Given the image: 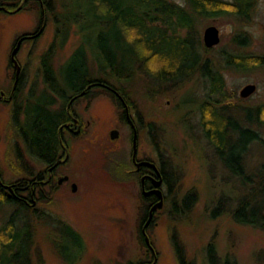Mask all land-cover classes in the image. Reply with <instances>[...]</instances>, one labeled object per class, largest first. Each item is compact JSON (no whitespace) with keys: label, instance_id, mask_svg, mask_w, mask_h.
<instances>
[{"label":"rangeland","instance_id":"374dc122","mask_svg":"<svg viewBox=\"0 0 264 264\" xmlns=\"http://www.w3.org/2000/svg\"><path fill=\"white\" fill-rule=\"evenodd\" d=\"M15 1L0 0V3ZM170 1L186 4L185 0ZM7 9L13 12L0 11V93L9 94L17 85L10 54L18 37L28 35L16 53L21 76L19 87L26 96L31 89L45 88L40 60L53 42L55 26L52 16L48 15L41 34L35 35L40 15L34 3L28 2L21 10ZM209 25L219 29L220 41L204 51L203 32ZM195 29L203 57L210 58L224 77L227 102L247 108L264 102V66L248 70L224 69L223 57L226 54L264 55V0H256L247 20L229 13L199 17ZM241 34L246 37L247 45L234 40ZM79 43L80 35L73 33L64 47L56 50L53 58L56 69L69 59ZM93 59L88 74L103 76L102 70L97 68L101 62L95 56ZM150 81L140 76L123 81L120 86L128 92L129 115L139 131L138 157L169 166L166 168L169 184L162 189L165 200L162 207L153 212L150 226L145 228V237L157 253L153 263L179 264L175 243L182 248L189 264L212 262L207 255L210 247H213L214 264H224L226 260L236 264H264V230L239 224L231 218L230 212L241 187L239 179L226 171L218 160L202 133L197 106L191 102V99L205 97L207 81L198 73L181 84L168 83V88L164 84L152 87ZM246 84H254L256 88L250 96L242 97L240 91ZM73 109L86 125L79 135L65 134L70 146L66 171L77 181V190L72 191L70 186H60L52 192L45 190L47 197L36 207L69 224L82 237L83 247L76 257V250L68 252L74 259L73 263H68L61 257L59 244L55 246L51 240L54 232L49 224L36 222L34 248L39 249L42 264H127L152 260L139 234L146 204L137 181L125 175L129 169L131 144L129 127L122 120L123 109L101 88L80 99ZM12 110L13 103L0 100V171L8 182L30 177L24 170L19 171L16 155L24 160L29 172L36 174L45 167L29 154L16 132ZM256 128L264 139V125ZM112 129L119 130L115 139L110 137ZM114 157L120 159L125 168L121 178L113 176L116 173L108 166V160ZM263 160V147L256 143L251 145L245 159L248 173ZM190 190L196 195L194 203L184 210L181 202ZM221 197L224 202L219 203ZM218 203L220 206L216 209ZM12 211L11 206L1 207L0 223ZM31 257L30 264H39L35 252Z\"/></svg>","mask_w":264,"mask_h":264},{"label":"trees","instance_id":"16d2710c","mask_svg":"<svg viewBox=\"0 0 264 264\" xmlns=\"http://www.w3.org/2000/svg\"><path fill=\"white\" fill-rule=\"evenodd\" d=\"M185 1V5L170 0H16L12 4L0 3V7L15 10L26 8L28 2L34 3L40 15L35 35L41 34L48 15L52 16L55 26L53 42L40 60L45 88L41 91L31 89L23 96L19 75L12 102L15 130L35 160L52 164L61 151L59 127L68 116L64 101L69 92L81 91L93 82L106 83L130 107L128 92L120 86L123 81L143 76L151 79L152 87L164 84L168 88V83L181 84L198 73L208 83L202 100L191 99L199 111L202 133L224 169L238 178L241 186L230 212L231 218L239 224L264 230V160L250 173L245 162L251 145L256 143L264 149V139L256 128L264 125V102L250 108L232 106L227 102L224 77L210 58L203 57L195 29L199 17L229 13L247 20L256 0ZM73 33L80 35V43L61 68L56 69L53 63L56 50L64 47ZM234 40L248 44L242 34ZM203 48L204 51L210 49L205 45ZM93 56L101 62L97 68L102 70L103 76L91 77L88 74L89 64L94 62ZM223 57L224 69L248 70L264 66V55L226 54ZM16 157L19 171L22 169L30 176L16 180L17 187L41 178V171L36 174L29 172L24 160L21 161L19 155ZM108 166L117 174L113 176L121 178L119 176L125 168L120 159L108 160ZM160 166L169 184L166 174L169 166ZM3 181L8 182L0 171V208L11 206L13 211L0 223V264H21V259L22 264H30L34 252L42 264L40 251L34 248L35 224L39 221L49 224L54 232L51 240L55 246L59 244L60 256L73 263L74 259L68 252L76 250L75 257L79 254L83 247L82 237L58 216L39 211L36 205L43 200L39 186L37 198L28 203L14 196ZM32 185L37 190L38 184ZM195 196V192L190 190L183 197L184 210L190 209ZM222 200L223 197L219 198V203L224 202ZM139 234L142 239L140 230ZM142 242L145 244V240ZM174 246L179 263L189 264L182 248L175 243ZM212 248H208L207 254L209 261L213 260L210 264L215 261ZM224 264L236 263L226 260Z\"/></svg>","mask_w":264,"mask_h":264},{"label":"flooded vegetation","instance_id":"af4514ba","mask_svg":"<svg viewBox=\"0 0 264 264\" xmlns=\"http://www.w3.org/2000/svg\"><path fill=\"white\" fill-rule=\"evenodd\" d=\"M28 38L29 37L25 38L22 41H25ZM14 77H15L14 83L17 84L19 76L17 79H16V76H14ZM15 88H16V85H14V87H12L9 94H7L5 92L2 96H0V100L1 99L7 100V101L12 103L14 101ZM96 88H101L106 93L112 95V97L116 100L117 104L123 109L122 120L129 127V131H130L129 140H130V144H131V149H130V154L128 156L129 169L126 170L125 175L127 177L132 176V179L134 178L137 181V184H138V187L140 190V196L146 204V208H145L146 211H145V213L141 219V224H140V232H141L143 240H145V228L149 227L153 221L151 219L150 222L146 225V222H147L148 217H149V215H148L149 210L158 200L157 194L154 191L155 182L160 177L157 176L155 169L152 166H149L146 164H142L139 167L136 166L137 162H140L143 160H148V161H151L153 163H155V162L152 161L151 159H148V158H139L138 157V149H137L136 157H135V159H133V154H132L133 127L128 122L127 117H126V113H125L126 105H127V108L129 110L131 108L129 107V103L121 95H119L115 91L114 88H112L111 86H109L106 83L93 82L92 84L87 85L81 91L69 92L67 94L64 102H65V109L68 113V116H67L66 120L59 127V134H60L59 136L61 137V151L57 154V157L52 164H44L45 167L41 170L42 175H41L40 179H35V181L32 180L31 183L21 184L18 187L16 186L17 183L15 181L19 180V178L16 179L15 181H12V182H4L3 181L2 183L4 185L11 184L12 188L11 189L8 188V190L12 194H14V196L22 198L28 203H31V201H32L31 199L37 198L38 186H39V189H41V194H40L41 196L40 197H42V199L47 197L45 190L49 189L52 192L55 188L60 187V186H70V188L72 189L73 184H75L76 187H78L77 181L72 179L69 171L68 172L66 171V165H67L69 158H70V146H69V142L65 138V134L66 133H72L73 135H79V134L84 132L86 125H84L80 116L75 113V111L73 109V105L76 102L80 101V99L87 98L91 94V91H93ZM75 119L78 120L76 123L74 122ZM132 121H133V119H132ZM133 123L137 129V132L139 133L138 128H137L134 121H133ZM155 165L157 166V168L160 172V176L162 179L160 187H161V189H163V185L166 184L165 174H164V171L160 165H158L157 163H155ZM31 178H33V177L31 176ZM32 184H38V185H36L37 190L33 187ZM163 200H165L164 192H163ZM34 203H36V200ZM145 247H146L145 248L146 253L149 255L150 259H152L153 261L152 260H141V261H138L135 263L128 262L127 264H155L153 262L157 259V253H156L154 247H152V245H148L146 243V241H145ZM150 261H152V262H150ZM209 264H210V262H209Z\"/></svg>","mask_w":264,"mask_h":264},{"label":"water","instance_id":"95a60500","mask_svg":"<svg viewBox=\"0 0 264 264\" xmlns=\"http://www.w3.org/2000/svg\"><path fill=\"white\" fill-rule=\"evenodd\" d=\"M19 8H17L16 10H18ZM0 10L13 12L12 10H8L5 6H1ZM27 37H28V35H22L21 37H19L16 40V44L14 45V47H13V49L11 51V54H10V60H11L12 64L14 65V68H15L16 79L18 78L19 71H20V66H19V64L17 62V59H16V53H17V51H18V49H19V47L21 45L22 40H24ZM219 41H220L219 29L216 26H214V25L207 26L204 29V32H203V42H204L205 47L211 48V47L215 46L216 44H218ZM255 88H256V86L254 84H246L241 89L240 96H242V97L250 96L255 91ZM3 94H4V92L1 91L0 95L2 96ZM125 113H126V117H127L128 122L133 127L132 154H133V159H135L136 154H137V149H138L137 148V145H138V141H137L138 140V132H137V129H136V127H135V125H134V123H133V121H132V119H131V117L129 115V109L127 108V105L125 107ZM77 121H78L77 119L74 120L75 123ZM118 135H119V130L118 129H112L110 131V137L112 139L117 138ZM142 164H146V165L152 166L155 169V172H156L157 176L160 177V178H158L156 180L155 189H154L155 193L157 194L158 200L156 201V203L149 210V214H148L149 217H148V220L146 222V225H147L150 222V220L152 219L153 212L156 209L162 207V205H163V192H162V189L160 187L162 179H161V176H160V172H159L157 166L155 165V163H153L151 161H148V160H143V161L137 162L136 166L139 167ZM4 186L9 188V189H11V187H12V185H4ZM76 190H77V187H76L75 184H73L72 185V191H76ZM145 241H146V243L148 245H150L149 238L147 236L145 237Z\"/></svg>","mask_w":264,"mask_h":264}]
</instances>
